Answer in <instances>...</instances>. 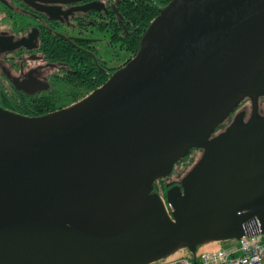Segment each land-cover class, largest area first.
<instances>
[{"label": "water", "instance_id": "95a60500", "mask_svg": "<svg viewBox=\"0 0 264 264\" xmlns=\"http://www.w3.org/2000/svg\"><path fill=\"white\" fill-rule=\"evenodd\" d=\"M261 97L264 0H171L81 101L0 107V264H151L263 232ZM193 149L164 200L155 183Z\"/></svg>", "mask_w": 264, "mask_h": 264}, {"label": "flooded vegetation", "instance_id": "af4514ba", "mask_svg": "<svg viewBox=\"0 0 264 264\" xmlns=\"http://www.w3.org/2000/svg\"><path fill=\"white\" fill-rule=\"evenodd\" d=\"M170 1L0 0V107L40 117L81 101L136 55L148 15ZM250 113L246 99L231 118Z\"/></svg>", "mask_w": 264, "mask_h": 264}, {"label": "built area", "instance_id": "2783aa9c", "mask_svg": "<svg viewBox=\"0 0 264 264\" xmlns=\"http://www.w3.org/2000/svg\"><path fill=\"white\" fill-rule=\"evenodd\" d=\"M254 224H248L247 231H254ZM151 264H264V231L245 234L238 245L227 249L224 246L208 248L200 246L195 253L184 250Z\"/></svg>", "mask_w": 264, "mask_h": 264}, {"label": "rangeland", "instance_id": "374dc122", "mask_svg": "<svg viewBox=\"0 0 264 264\" xmlns=\"http://www.w3.org/2000/svg\"><path fill=\"white\" fill-rule=\"evenodd\" d=\"M261 101V98H260ZM262 105L261 108L264 111V100H262ZM235 117V116H234ZM231 115L230 117L224 122L223 125L218 127L217 133L224 130L231 122L232 119L234 118ZM202 154V150L200 149H193L191 150V152L188 154V156H186L184 159H182L181 161H179L178 163L175 164L172 173L170 174V176L167 177V181H172V180H182L185 175L192 169V167L195 165V163L198 161V159L200 158ZM165 179V178H164ZM164 181H162L161 179L155 183L154 185V191L159 194L160 197H162L165 200V192L167 191V187L164 186ZM172 183H169L168 185H171ZM166 189H164V188ZM224 246L227 249L233 248L236 245H238V240H230V241H226V242H215V243H210L208 245V248H214V247H218V246ZM185 250V249H184ZM184 250H180L179 252H177L176 254L184 251ZM174 255V254H173Z\"/></svg>", "mask_w": 264, "mask_h": 264}, {"label": "trees", "instance_id": "16d2710c", "mask_svg": "<svg viewBox=\"0 0 264 264\" xmlns=\"http://www.w3.org/2000/svg\"><path fill=\"white\" fill-rule=\"evenodd\" d=\"M157 15H158V12H152V13H150V14L148 15V17H147V20H146V23H145L144 27L146 28V27L148 26L149 22H150L151 20H153ZM163 188H164V187H163ZM164 189H166V188H164Z\"/></svg>", "mask_w": 264, "mask_h": 264}]
</instances>
